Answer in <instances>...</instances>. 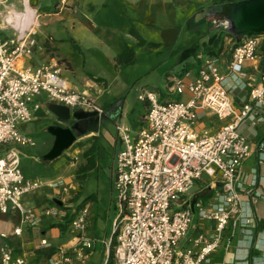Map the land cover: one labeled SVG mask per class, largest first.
<instances>
[{"label": "built area", "instance_id": "built-area-1", "mask_svg": "<svg viewBox=\"0 0 264 264\" xmlns=\"http://www.w3.org/2000/svg\"><path fill=\"white\" fill-rule=\"evenodd\" d=\"M3 1V0H0ZM14 30L11 37H0V213L9 209L21 214V222L35 226L39 219L26 207L22 197L40 188L36 180H25L19 166V155L12 145L33 146L31 137L23 136L18 126L30 121V105L35 96L44 93L47 99L69 109L103 110L89 94L71 90L60 78L57 65L36 70L18 66L23 57L31 55L35 41L31 31H25V16L8 17ZM264 33H250L234 47L222 73L217 59L205 56L196 75L188 73L175 77L171 90L184 101L162 102L154 91L144 90L138 99L148 103L144 125L132 136L128 128L116 126L122 143L115 156L113 192L117 214L108 239L112 247L111 264H202L218 247L222 232L232 216L240 214L239 194L245 189L242 165L253 154L264 164V70L259 83L251 85L245 72L246 63L258 60V41ZM248 87V100L235 109L231 92ZM211 113L229 122L215 133L195 129L199 112ZM242 126L261 129V138L248 141L241 133ZM4 147V153L1 148ZM251 186L256 184L255 170L251 171ZM205 175L220 179L221 193L208 208L196 203L200 220L213 221L214 233L198 234L192 247H181L192 221L187 202L188 192ZM62 181L51 182L54 189ZM264 199V195L256 194ZM42 213L62 220L67 213L61 208H46ZM87 207L70 217L77 251L60 250L47 264H77L83 254L92 249L84 238ZM237 219L233 223H236ZM249 225V216L239 220ZM20 228L14 229L19 235ZM246 235L251 236L249 231ZM250 239V238H248ZM252 240V239H250ZM40 245L49 246L46 240ZM0 264H28L22 257H13L11 250H2Z\"/></svg>", "mask_w": 264, "mask_h": 264}, {"label": "crops", "instance_id": "crops-1", "mask_svg": "<svg viewBox=\"0 0 264 264\" xmlns=\"http://www.w3.org/2000/svg\"><path fill=\"white\" fill-rule=\"evenodd\" d=\"M124 1L126 3V1L130 0ZM133 1L134 0H131V2ZM240 1L244 0H233L234 3ZM117 2H122V0H3L0 1V37H11L14 34V30L8 25L10 23H7L6 19L8 17H12V15L15 17L23 15L27 22L24 29L25 31H31L30 37L35 41V44L31 48V55L23 57V59L19 61L18 66L22 69L27 68L30 70H36L42 66H53L56 64L57 68L60 69V73L62 72L61 65H64V68L67 70H72L66 60H61L56 57L55 50L57 49L58 44L60 42H69L72 45H76L79 49L80 45H78V43H80V41L75 36V32H86L90 29H102L103 26L101 25H103V21L100 19L101 13L104 9L106 12L111 9L112 4H115V7L113 8H116ZM150 2L152 3V0H150ZM228 10L229 6L227 7V11ZM197 12H199L197 14V21L207 19L209 24L214 21V19L212 20L208 14L215 11L211 12L207 9L197 10ZM216 12L221 13L219 9H216ZM118 17L121 19L120 16H117V18ZM214 25V27H218L217 22H215ZM115 29H119L117 31V36H119L118 40L113 38V44L110 46L111 49H107L108 53L106 55L107 59L110 60L111 68L119 70L122 66L129 65L134 61L136 51L133 48L140 44L138 42L137 36L139 35H137V31L131 24H129L127 19H122V24L118 28L115 27ZM223 32H226L225 20L218 31H213L210 38L201 37L196 43L194 41L188 42L189 46H187V44L184 46L185 48L182 47L179 51H176V48L173 49V55H180L179 64L181 66L180 72L177 75L175 74L174 78L183 76L184 73H188L189 77L195 76L201 66V60L205 56L215 57L217 59V65L220 66L221 72L225 73L227 67L226 63L230 58L232 50L251 32L245 33V35L242 36H235L232 34L233 36L230 37L223 34L220 42L212 47L214 39ZM71 33H73V35H71ZM124 45L134 52V57L130 63L118 66L116 65V58L118 54L121 53L120 51ZM144 45H146V43ZM206 47L213 49L214 54L208 53L207 49H205ZM258 55V60L255 63H246L245 66V72L251 85L259 83V78L264 70V48L262 53L258 49ZM30 63L38 64V66H34ZM60 78L71 90L73 89L76 92L89 94L95 100L96 104L103 110V113L98 114L91 110L84 111L80 109H70L71 114L72 112H75L81 117L78 119L71 117V120L64 122L58 117H55L49 111V106L55 103L49 101L44 93H40V95L33 98L30 105L32 119L18 126L20 134V127L29 123H34L33 131L47 130V133H49L48 128L53 126H60L65 129H70L75 126L73 132L76 134V139L65 153L63 152L54 160L49 161L43 159V156L48 153L47 151L38 152L37 157H30L31 168L28 174H24L23 172L22 174L25 180H36L41 183V186L39 189L24 195L22 197V202L26 207L28 206L32 209L33 213L37 215L39 222L35 226L23 224L21 222V214H19L17 210L9 209L6 214L0 213L1 215L8 216L6 221H0V257L2 250L9 249L11 250L12 258L22 257L28 264H47V260L54 254L60 252V250L71 254L69 250L71 248L76 249L77 244L75 237L69 242L70 246L63 244L64 241H61L60 239L61 235L58 227L55 226V221L47 219L49 216L42 213L43 208L52 204V206L57 207L64 205L65 196L75 189V171L85 165L86 160L84 155L89 151L90 147L95 148L96 152L100 154L101 151L105 152V147H110V145L114 146V144H116V138L114 137L113 132L109 131L107 126H105L104 119H107V122L108 119L113 120L112 123L115 126L121 124L125 125L124 121L120 124V121H122L123 118L126 119L125 116H127L125 102L120 99V93L118 94V92L111 91V94H109V90L110 88H113V85L108 83L106 77L98 76L88 71L80 79H72L70 82L63 79L61 76ZM112 80L115 81V78ZM230 96L232 97L235 109L238 110L241 104L246 103L248 100V87L245 90H234L231 92ZM181 97L183 98L181 101L187 99L186 95ZM102 98H104L101 100L103 103L101 102L100 105L98 102ZM143 103V110L137 114L138 124L135 130L130 131L128 128L132 136H135L138 130L144 125V117L146 116L145 114L148 109V103L144 101ZM90 113H95V115H93L94 117L89 115ZM211 117L215 116L211 113L200 111L195 129L199 133L201 131H207L210 133L218 131L219 129L211 132L207 123L203 121L205 118ZM95 120L97 121L96 130L87 129L89 123ZM78 130L83 131L84 134H79ZM241 133L248 141L255 142L261 138L262 130L254 129L249 126H242ZM115 136L117 137V141L119 140L121 143L118 134ZM53 138L55 140L54 136ZM77 144L81 145L80 149L74 148ZM121 148L122 143L120 145V150ZM1 151L2 153L5 152L4 147L1 148ZM118 152L111 153V155L108 153L110 155L109 164L111 165L112 170V190L115 169L114 160ZM75 153L80 157L81 162L79 167L77 169L74 168L76 166L72 163L69 164V166L64 165L67 157L70 158V156ZM59 158H61V161L58 162L57 167L64 166L65 168L63 172L67 176L64 178L62 176L50 178L47 172L49 171V165L51 164H47V162L53 163L58 161ZM252 170H255L254 175H256V184L254 186H251L253 176L251 174ZM241 174L242 180L246 181V185L245 189L237 190L239 194L238 201L240 214L231 217L226 229L221 234L218 247L209 255L208 261H204L202 264H264V199H255L256 194L264 195V164L260 165L256 159V154H253L243 163ZM58 180L62 181V185H59L56 189L52 188L50 183L57 182ZM201 181L202 180L197 183H200ZM219 193H221V184L220 179L218 178L214 181L211 179L208 184L202 185L197 193L193 195L189 193L187 195L186 199L192 210L193 216L188 234L181 242L182 248L187 249L188 247H192L191 240L198 234L204 233L210 235L214 233V222L200 220L198 217V209H196L195 205L198 203L201 207L208 208L210 205L214 204L215 198ZM61 195L63 199L60 200L58 197ZM86 206L87 204L84 207ZM115 207L117 211L116 201ZM73 215L74 213L71 217ZM248 216L249 225L246 226L239 222L240 219ZM235 219H237V221L236 223H233ZM15 228H20L21 233L19 235L14 234ZM246 231H249L251 236L246 235ZM44 240H46L49 246L44 245L43 247L40 245V242ZM48 254L52 255L48 257Z\"/></svg>", "mask_w": 264, "mask_h": 264}, {"label": "rangeland", "instance_id": "rangeland-1", "mask_svg": "<svg viewBox=\"0 0 264 264\" xmlns=\"http://www.w3.org/2000/svg\"><path fill=\"white\" fill-rule=\"evenodd\" d=\"M123 2L125 3L124 0L117 2L118 8H113L115 4H112V8L110 7L111 9L107 12L104 11L105 9L103 10L100 15V19L103 21L102 29L75 32V36L80 41L78 43L80 45L79 49H75L69 42H60L55 54L57 58L66 60L71 66L73 72L61 65L62 72L60 76L69 82L72 79H80L88 71L106 77L108 83L113 85V88L109 90V94H111V91L118 92V94L120 93V99L125 102L127 116H125L126 119L123 118L120 121V124L124 121L125 126L130 131H134L138 124L137 114L143 110L144 106L143 101L138 99V95L142 90L154 91L162 102L168 100L181 101L183 99L171 90L173 78L181 70L180 55H173V49L176 48V51H179L188 42L194 41L196 43L201 37L210 38L213 31H218L226 19L228 4L234 2L233 0H152V3L150 0H134L133 2L130 0L126 1L125 4ZM207 9L211 12L215 11L208 15L218 23V27H214V21L210 24L207 19L197 21V14L199 13L197 10ZM216 9H219L221 13H217ZM117 16H120L121 19L118 17L119 20ZM122 19L129 21V24L135 28L137 35L145 41L146 45L134 46L133 49L136 51L134 61L116 70L111 68L110 60L107 59L106 54L108 53L107 49H111L113 38L118 40L117 31L119 29H115V27L118 28L122 24ZM263 45L264 38H261L258 41V48L261 53ZM33 65L38 66V64ZM114 78L115 81L112 80ZM103 99L98 102L100 105ZM112 121L108 119L107 122V119H104V124L109 131L113 132L116 144L105 147V152L101 151L100 154L96 152V166L89 173L85 176L74 177L76 180L75 189L65 196L64 205L57 207L52 206V204L43 208V210L46 208H61L67 213L66 217L60 221L51 216L47 219L55 221V226L58 227L61 235V241H64L63 244L70 246L69 242L75 237L70 228V217L87 204L88 220L84 238L92 244V249L86 251L81 261L76 262L77 264H106L108 260L106 253L108 239L112 233V221L117 214L115 195L112 190V170L109 161L111 153L120 151L121 145L115 136L117 135L116 126ZM203 121L207 123L212 132L221 129L223 125L229 122V119L220 120L216 116L205 118ZM33 127L34 123L20 127L21 134L31 136L34 141L33 147L12 145L18 152L21 170L24 174H28L31 168L30 157H37L38 152H50L54 142L53 136L47 133V130L33 131ZM80 146L77 144L74 148L80 149ZM60 161L61 158L53 163L47 162V164H51L47 172L50 178L58 176L64 178L67 176L63 172L64 166L57 167ZM80 162V157L75 153L70 158L67 157L64 165L69 166L72 163L76 166L74 168L77 169ZM210 181L209 177L203 175L202 181L197 183L189 193L192 195L197 193L202 185L208 184ZM58 198L63 199L62 195ZM7 219L8 216L0 214V221H6ZM58 225L62 226L59 227ZM77 249L78 247L76 249L71 248L69 252L74 254ZM51 255L48 254V257Z\"/></svg>", "mask_w": 264, "mask_h": 264}, {"label": "water", "instance_id": "water-1", "mask_svg": "<svg viewBox=\"0 0 264 264\" xmlns=\"http://www.w3.org/2000/svg\"><path fill=\"white\" fill-rule=\"evenodd\" d=\"M229 14L225 19L226 32L235 36H242L245 33L252 32L264 33V0H244L237 3H229ZM49 111L58 117L61 121L67 122L71 117L80 118L75 112L70 113V109L61 104H51ZM96 113V112H95ZM95 113H90L93 116ZM94 117V116H93ZM97 121H91L87 129L96 130ZM75 126L65 129L60 126L48 128V132L55 137L50 152L43 156L44 160H54L73 144L76 134L73 132ZM79 134H84L78 130Z\"/></svg>", "mask_w": 264, "mask_h": 264}, {"label": "trees", "instance_id": "trees-1", "mask_svg": "<svg viewBox=\"0 0 264 264\" xmlns=\"http://www.w3.org/2000/svg\"><path fill=\"white\" fill-rule=\"evenodd\" d=\"M227 13L229 14V10L227 11ZM226 14V15H228ZM223 34H225L226 36H233L231 33H227V32H223L220 33L215 39L214 42L212 44V47H214V45H217L220 40L222 39ZM138 37V42L140 45H144L145 42L144 40H142L139 36ZM73 46L75 47V49H78V47L76 45L73 44ZM264 48V45L263 47ZM205 49H207L208 53L210 54H214V50L206 47ZM121 53L118 54L117 58H116V65H122V64H128L133 60L134 57V52L127 47L126 45H124L120 51ZM95 156H96V149L90 147L89 151L85 153L84 157H85V165L83 167H80L76 172L75 175L78 176H85L87 173H89L92 169H94V167L96 166L95 164ZM64 225V224H62ZM62 225H58L59 227ZM112 257V248L109 249V253H108V257H107V263L106 264H110V262L112 261L111 259Z\"/></svg>", "mask_w": 264, "mask_h": 264}, {"label": "flooded vegetation", "instance_id": "flooded-vegetation-1", "mask_svg": "<svg viewBox=\"0 0 264 264\" xmlns=\"http://www.w3.org/2000/svg\"><path fill=\"white\" fill-rule=\"evenodd\" d=\"M77 127H78V125H77ZM79 128V127H78Z\"/></svg>", "mask_w": 264, "mask_h": 264}]
</instances>
